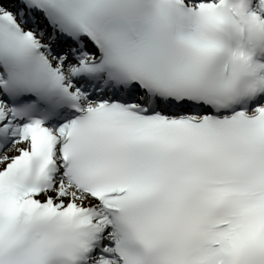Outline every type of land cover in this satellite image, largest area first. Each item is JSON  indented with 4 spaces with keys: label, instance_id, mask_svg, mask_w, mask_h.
Instances as JSON below:
<instances>
[{
    "label": "snow or ice",
    "instance_id": "1",
    "mask_svg": "<svg viewBox=\"0 0 264 264\" xmlns=\"http://www.w3.org/2000/svg\"><path fill=\"white\" fill-rule=\"evenodd\" d=\"M0 264H264V0H0Z\"/></svg>",
    "mask_w": 264,
    "mask_h": 264
}]
</instances>
